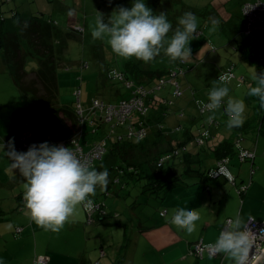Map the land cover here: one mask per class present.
<instances>
[{"label":"crops","instance_id":"1","mask_svg":"<svg viewBox=\"0 0 264 264\" xmlns=\"http://www.w3.org/2000/svg\"><path fill=\"white\" fill-rule=\"evenodd\" d=\"M162 1V0H161ZM164 2V8H162L161 4V10L162 12H165L167 15V19H171L175 23H177L179 15L183 14L184 12H192L197 17H200L202 22L204 23V26L198 25L197 32L194 33V36L197 38L191 40L189 42V47L191 48V53H193L195 56L192 61L186 60V61H179L171 62L170 58L168 57V63L167 60H158L166 55L164 54V50H161V53L159 56L155 57L153 60L149 62H143L142 60L134 59L133 57H130L127 61L124 62V70H131L136 65L144 70L154 71V72H162L167 75V73L171 70L181 69V72L178 74L177 78H175L180 86V89L182 86L186 85L191 89V86L194 83L195 79L201 80L202 84L210 82V75L214 74V69H217L218 71V77L219 75H222L223 72L226 71L228 66H232V72L234 69L233 63L234 62V55H232L233 51L241 52V58L246 60V54L252 50L254 53H256L257 57L264 58V49L261 47H258L256 49H251L249 43L242 39V41H237V45H233L231 43L232 38L235 36V30L236 27L239 25L240 30L242 31V26L244 22V16L242 15V5L247 2H254L257 0H188L186 3L183 2V0H163ZM263 1V0H261ZM51 2V1H50ZM49 0H0V12L2 15L7 19V21H13V19L16 16H24L26 17L27 14H29L31 10V4H34L36 8L39 9L40 13L49 14V16H53L55 13L56 20H62L67 21L66 27L75 28L78 30V33L86 32L88 29L89 34L91 35V27H94L95 17L97 15V11H99L98 7L99 4H101L98 0H73L72 3L67 4V0H53V3H50ZM113 0H109V4L114 6L112 4ZM131 4L133 3V0L129 1ZM179 3V11H176L174 8L171 7V10H174L173 13H167V10L165 9L167 6H171L173 4ZM181 12V13H180ZM111 13H113V10L111 9ZM210 17H214L219 21L218 27L213 28V26L210 22ZM239 22V24L237 23ZM211 24V25H210ZM177 25L173 26V29H175ZM201 27V29L199 28ZM233 26H235L233 28ZM233 29V30H232ZM172 31L168 33V37L172 36ZM243 35V34H242ZM245 36V35H243ZM251 36V35H250ZM246 36V37H250ZM102 43L105 44V40L101 39ZM233 46L232 52H229V50H226L228 47V44ZM104 49V46L102 47ZM107 51H103V55H106ZM110 56L111 53L107 52ZM83 68H86L88 65L83 64ZM109 74H112L114 77L115 72L113 73V70L110 71L107 70ZM117 72V71H116ZM125 73L123 70L120 71ZM136 74V73H135ZM234 77L232 79L236 80L235 73L233 72ZM216 75V76H217ZM238 75V74H237ZM128 77V76H127ZM118 78V77H117ZM130 78V77H128ZM105 76L103 74H100L97 84L99 85V93L102 94L107 92L111 97H115L116 100L113 102L118 101L122 97H126L129 94V91L125 88L123 83L119 80L120 86L116 85H108L104 83ZM132 80H138L140 84H143L146 88H152L157 84V78H154L153 80H150L148 78H131ZM181 79V80H179ZM231 79V80H232ZM238 82L242 80L243 85H246L249 89V86H256L255 81L252 79H246L243 75H240L238 77ZM80 81H82V77H80ZM137 82V81H135ZM103 83V84H102ZM168 83V88H165ZM164 86V87H163ZM193 89L195 88L192 86ZM165 88V89H164ZM183 89V90H182ZM182 95L185 88H182ZM192 89V90H193ZM175 87L169 81L168 77L167 80H165L164 84L160 86V88L154 90V95L152 98L149 99L150 101V109L149 114L151 111V115L147 114V116L153 120L148 122V133L149 134V128L155 127L158 129L160 127V133L158 134L156 132V129L153 133L154 135V141L146 140L142 145L144 146L143 149H148V147L156 146L157 141H161L165 143L166 147L163 145L162 151L159 153V157H162L165 154H169L172 152V150L176 147V145H181V149L185 147L184 141H189L190 139H194L196 134V129L194 132L187 128L181 127L175 131H179L182 129H186L183 136L181 137V140L176 139L173 136H166L164 135V122L166 121V116L168 112L167 105L168 103L165 102L166 97H168L170 94L169 92L172 91L174 94ZM195 90V91H194ZM192 91L193 95L196 94V89ZM81 91V89H80ZM169 94V95H167ZM81 96V92H80ZM79 96V99H80ZM107 94L105 95V97ZM176 96V95H175ZM179 97V96H176ZM93 98V97H92ZM108 98V97H106ZM101 98V99H106ZM195 98V97H193ZM248 98V95H247ZM75 99V98H74ZM251 99V98H248ZM109 100V99H108ZM27 101V99H26ZM190 100L185 101H174L173 108L175 111H178V117L180 119H186L188 122V126L193 125L196 122V119L194 116H187L186 109L183 108V103H185V106L187 107ZM196 101H201L200 99H196ZM110 102V101H109ZM203 103L208 102L202 101ZM203 103H198V106L200 108V105ZM171 104V103H170ZM258 106H256V112L254 117V122L252 123H243L242 127H235L232 133V137L230 142H232V153L233 157L234 155H237L238 157V148L235 145L236 139L241 138V146L243 148L249 149L254 153V156L252 159H248L245 161L249 162L250 167L251 166H257V171L254 172L253 169H250V172H254V178H257V186H262L264 184V137L261 141V134L264 135V129L259 130V124L260 119L262 118L263 114V107L261 106L260 101L257 103ZM35 104L34 103H27L26 104V111L25 114L29 110H33ZM162 106L164 108H162ZM181 109H184V111ZM173 110V111H174ZM201 110V109H200ZM87 109H84V114L87 113ZM171 111V112H173ZM206 110H201V112L205 113ZM89 115V114H88ZM0 118V125H5L6 122H9L10 119L6 118V115H1ZM227 116V115H226ZM147 117V118H148ZM152 117V118H151ZM159 122H157V120ZM152 122V123H151ZM219 122L217 120H214L211 124L202 122V124H199V130H207L208 135L204 139V142L202 145H199L200 147L203 146L202 151H208L210 155L201 153L202 158H204L206 155L210 156V158L213 159L212 166L209 165L208 168L213 167L216 165V161L218 160L216 156L215 150L218 148L215 139L211 135L210 129L213 125L216 127V131L220 130V127H217ZM84 127H82V132L80 134V137L84 134H93L97 132V129L102 126L104 130L106 127H104V124H98L90 123V122H84ZM32 128V125H31ZM177 128V127H176ZM264 128V127H263ZM20 133H8L4 132L3 129L0 127V140L3 141L5 144V148H7L8 141L13 139L14 137L18 136L17 138L13 139L14 141V148L18 152H24V148H28L32 144H40L41 136L38 134H34L31 130H25L21 129V125L19 126ZM26 132H30L31 135L28 137H25L24 141L22 140V135ZM107 132V131H106ZM244 132H249L252 134L251 137H253L249 143L245 138L243 137ZM195 133V134H194ZM52 134V135H51ZM48 133L47 136H50L49 144H55L54 141L59 143V137L57 133ZM170 134V133H169ZM174 134V133H173ZM105 133L102 137H105ZM54 136V137H51ZM6 138V139H4ZM83 138V137H82ZM29 143H27L28 141ZM96 140L94 137H85L83 144L87 146V144L93 142ZM110 140H116L112 137ZM177 140V141H176ZM195 140V139H194ZM220 140V139H219ZM22 142V143H21ZM169 142V143H168ZM171 142V143H170ZM138 144V143H137ZM134 144L133 146L136 147ZM173 144V145H172ZM198 145V144H197ZM206 145V146H205ZM161 146V147H162ZM216 147V148H215ZM186 148V147H185ZM7 150V149H5ZM185 153H189L191 155L192 161H200L202 158L198 154H193L192 150L189 152H186V150H182ZM230 154L226 155L225 157L228 158V164L227 169L230 175L234 178V176H239L240 182H243L245 178V170L243 171L242 166H237L234 170V168H230V164H236L233 160V157H230ZM262 154V157L260 155ZM180 155V154H179ZM178 155V156H179ZM182 155V153H181ZM198 155V156H197ZM158 157V159H159ZM148 157H141L139 160V163L148 161ZM239 159V158H238ZM240 161V160H239ZM241 161V162H245ZM112 162H114L112 160ZM115 163V162H114ZM106 164V163H105ZM105 164H102V167L100 170L105 169ZM138 164V163H137ZM174 165V164H173ZM117 165H115V172H119L120 175H124L127 180H129L130 177L126 176L127 174L122 172L120 170H116ZM11 168V161L7 156H5L2 152H0V190L6 191L9 193L10 197H15V199L18 201V203H23V206H18L19 208L17 211L20 212L25 210L24 201H23V194L16 193V189L21 188L22 184L25 183L24 177H22L19 174L18 169H10ZM207 168V169H208ZM173 170V168H172ZM4 172V174H3ZM4 175V176H3ZM243 176V177H242ZM224 178V180L221 179L215 184L217 190L213 191L211 188L207 189V202L202 200L203 195L199 193V190L192 189L189 190V195L192 197L199 196L200 200H197L200 204V206H206L207 205V212L210 214L208 218L205 219L203 222L200 218L198 220V223L202 224L201 229L197 235H193L192 239L189 237L187 238V233L185 230L178 228L174 224L170 222L171 217L173 215V210L175 209L174 202H172V207L174 209L169 213L168 208H166L163 211H159V215L153 214L151 216V219H144L141 220L138 223L136 233L134 235L135 225H131V235L128 237L127 235L123 234V237L119 240L114 238L109 241H104L100 238V232H98V243H85L83 246V241L81 240V243L74 240H66L65 248L62 250V257L61 260L59 259L58 255L55 253H49L47 249V244H44V254L37 253L40 258H45L46 261L44 263L46 264H93L94 262H98L99 264H234L231 257H228L224 254H216L215 256H210L206 251L203 252L202 256H197V254L194 251V245L198 242L202 243L203 245L213 244L217 237L219 236V233L223 227V225L226 223V219L233 218L237 213H239L243 219H245L247 222L249 219H254L257 221H263L264 220V208L260 207L256 209L253 208H247L246 203L251 198L252 192L249 191L247 184L246 190L244 192L245 198L241 201L242 207L237 209V194L235 191H229L227 190L225 185H222V183H225V181H229L226 177L221 176ZM220 178V176L218 177ZM108 184L106 186V189L104 191H101L99 187H97L96 194L93 198V200L101 201L99 197H97V194L99 195H107L110 193V187L113 183H119V179H114L111 176L108 177ZM126 180V181H127ZM235 180V178H234ZM129 184L128 182L122 183V186L120 187L119 191H115V194L118 195L125 190L126 185ZM235 185V184H234ZM202 186V185H201ZM203 187V186H202ZM204 188V187H203ZM0 192V193H1ZM20 194V195H19ZM149 194V192H148ZM232 196V199L230 198ZM176 197V196H175ZM2 198V197H0ZM167 198V197H166ZM178 198V197H177ZM232 200V210H228V204L229 201ZM163 202V201H162ZM102 203V202H101ZM224 203V209L221 212L220 208ZM0 204H2V200H0ZM193 204V203H192ZM191 204V205H192ZM162 205V203H161ZM190 205V206H191ZM217 205L219 208L214 209V206ZM244 205L246 208H244ZM12 207L14 205H11ZM182 207L181 203L179 202V206ZM11 208V207H10ZM16 209V205L13 207ZM106 208V207H104ZM190 208V207H189ZM0 209L3 212L2 217L0 218V221L7 220L10 217L6 216L7 212L4 211L3 206L0 205ZM246 209V210H245ZM255 210V211H254ZM113 211H109L108 216L114 215L112 214ZM161 212L163 214H161ZM117 215V214H115ZM107 216V217H108ZM97 216L95 215V218L93 223L98 222L96 219ZM165 219V220H164ZM28 216L26 220H23L24 225H28L31 223L32 230L34 233V222L31 220L30 222L27 221ZM87 223V222H86ZM11 226L14 228L16 232H19L18 229L22 228L24 225H20L19 223L11 222ZM126 225V224H125ZM78 225H76L73 222H70V230L71 228H75ZM29 227V226H28ZM89 230L88 226L83 227V233L87 234V231ZM23 231V230H22ZM10 234V231H8ZM186 235V238L184 237ZM7 234H1L0 238L4 240L5 244L8 245L10 242L6 238ZM24 238L21 236L14 237L13 241L11 242L12 245H14L17 241H21ZM88 239V237L85 238V240ZM108 242V243H106ZM37 249V247H36ZM103 251V253H101ZM8 259L15 261L14 255L10 258L9 255ZM5 257V255H4ZM35 258V257H34ZM39 258V259H40ZM36 260V258H35ZM34 260V261H35ZM36 262V261H35ZM38 264V263H36Z\"/></svg>","mask_w":264,"mask_h":264},{"label":"rangeland","instance_id":"2","mask_svg":"<svg viewBox=\"0 0 264 264\" xmlns=\"http://www.w3.org/2000/svg\"><path fill=\"white\" fill-rule=\"evenodd\" d=\"M51 1V2H50ZM73 0H67V4L72 3ZM101 4H99L98 9L100 13H103L105 17V21L108 20L109 16L112 14L111 9L114 11L120 6L130 8L132 4L129 2L130 0H113L112 5L109 4V0H98ZM188 0H183L184 3H186ZM264 1V0H263ZM50 3H53V0H49ZM145 4L152 9L154 14H159L162 12L160 4L162 8H164V1L162 0H144ZM171 7H175V13L176 11H179V3L173 4L171 6H167L165 9L167 10V13H173L174 10H171ZM40 13L39 9L36 8L34 4H31V10L29 14H38ZM181 13V12H180ZM43 16L45 18H50L54 20L58 26L67 28L66 23L67 21L62 20H56L55 13L53 16H49V14H44ZM182 15L180 14L179 17ZM18 18V16H16ZM16 21V20H15ZM169 21L172 23V26L177 25L174 21L169 19ZM198 25L204 26V23L200 19V17H197ZM239 24V22H237ZM211 25V24H210ZM199 28L201 29V27ZM235 26H233L234 28ZM213 28H216L213 27ZM233 30V29H232ZM240 30V26L238 25L235 30V36L232 38L231 43L233 45H237V41H242V39L246 40L251 49H256L258 47H261L264 49V34L263 33H254L250 37L243 36L244 34ZM243 34V35H242ZM170 38V37H166ZM105 40V44H101V39L93 40L92 36L89 34L88 29L86 32L83 33H74V37L69 39L67 41V47L65 49V52L62 53L60 56V59L56 63V81H57V95L54 99V102H52L51 105L47 107H39L37 105L34 106L33 110H29L26 114V104L27 103H33L29 98L27 99L25 96H23L18 88V86L15 83L14 78L9 73V69L6 65V63L0 59V118L1 115H6L8 119H10L9 122H6L5 125H0V127L3 129L4 132L8 133H20L19 126L21 125V129L25 130H31L34 134H38L41 136L40 143L48 142L50 139V136H47L48 133H51V118L53 114L55 113V110L58 107H61L62 105L65 106H71L75 94H73V90L76 87H80L81 89V96H80V102L83 107V109H87L90 105L91 98L92 97H98V98H106V101L113 102L116 100L115 97H111L105 90H103L104 93H99V85L97 84V80L100 76V74H103L105 76L104 83L108 85H116L120 86L119 80L117 77H114L112 74L107 73L108 69L110 71L113 70V73L120 72L124 70V62L127 61L129 58L125 59L117 54H115L110 45L107 42V37L103 38ZM228 44V47L226 50H229V52H232V45ZM104 46V49L102 47ZM103 51L110 52L111 55L109 56L106 52L107 56L103 55ZM234 55V62L233 66V72L235 73V79H232L228 83L229 88V96L235 99H242L246 105L245 110V119L244 123H253L255 112H256V106H258L259 99L256 97H252L251 99L247 98V92L248 88L246 85L240 84L238 85V77L240 75H243L246 79H252V73L255 68L261 67L262 70H264V65H261V63L256 62H250L248 60H244L241 58V52L240 51H233ZM195 56L193 53H191V57L188 59L189 61H192ZM136 59L135 57H133ZM167 60L168 63V57L167 55L161 59L158 60ZM87 63V67L83 68V64ZM37 67L36 60L33 58H29L26 62V68L27 70H34ZM117 71V72H116ZM218 70L214 69V74L210 75V82L202 84L201 80L195 79L192 86H194L196 89V94L193 95L192 91L194 90L191 86V89L186 85L182 86V88H185L183 91V96L176 97L172 91L169 92L168 97H166V103H168V114L165 117L166 121L164 122V135L166 134L168 137L173 136L178 140H181V137L183 136L186 129H182L179 131H175L176 127L182 126L184 128H187L189 130L192 129L196 131V134L199 132V124H202V122H206V117L210 114L207 111L205 113L201 112V107L199 108L198 102L196 99H200L201 101L208 100L207 93L211 89L212 80L218 79V73H216ZM31 74V73H30ZM238 74V75H237ZM217 75V76H216ZM80 77H82V81H80ZM167 80V78H165ZM181 80V79H179ZM253 80V79H252ZM181 86V85H180ZM164 87V86H163ZM165 88H168V83ZM164 88V89H165ZM181 88V89H182ZM193 89V90H192ZM183 90V89H182ZM195 91V90H194ZM107 96L105 97V95ZM195 97V98H193ZM27 99V101H26ZM109 99V100H108ZM190 100V104L188 106H185V103H183V108L186 109L187 116H194L196 119V122L193 125L188 126V122L186 119H180L178 117V111H175L173 108L174 101H185ZM227 98H225L226 100ZM113 100V101H111ZM171 102V104L169 103ZM173 104V105H172ZM162 108H164L162 106ZM184 109H181V111ZM174 110V111H173ZM264 110V107H263ZM173 111V112H171ZM228 117L223 112V106L220 110L217 111L216 119L219 124L217 127H220L221 129L216 131L215 125L212 126L210 129V133L215 139L214 142H216L217 146H220L221 144H224V141L227 142L231 140V135L233 133V130L235 129H229L226 127ZM32 125V128H31ZM180 126V127H181ZM106 129L102 126H100L97 129L96 133L93 134H84L81 137H78L81 143H83L85 137H94L95 139H100V136H103L104 133L106 134L107 131V124L104 126ZM155 127L149 128V134L147 139L149 141H154V131ZM170 133V134H169ZM174 133V134H173ZM195 134V133H194ZM52 135V134H51ZM55 136V134H53ZM165 135V136H166ZM51 136V137H54ZM252 134L249 132H244L243 137L247 142L253 138L251 137ZM83 137V138H82ZM264 137L263 134H261L260 138L261 141ZM17 138L18 136L14 137L13 139ZM1 139V138H0ZM6 139V138H4ZM11 139L13 142L14 140ZM220 139V140H219ZM28 141V140H27ZM177 141V140H176ZM131 143L137 144L136 147H133L131 150V161H134L135 163H139V160L141 157H148L151 159V161L154 162V159H157V157L160 155L159 153L162 151L166 145L165 143L161 142L160 140L157 141L156 146L148 147V149H143L144 146L141 144L139 140L131 139ZM22 143V142H21ZM29 143V141L27 142ZM49 143V142H48ZM54 145H59L56 141H54ZM169 143V142H168ZM171 143V142H170ZM185 147L184 150L186 152H189L192 150L193 154H198L201 156V153L203 154H209L208 151H202L203 146L197 145L196 141L192 138L189 141H184ZM109 143H107L108 146ZM250 144V143H249ZM13 142V146H14ZM38 145V144H37ZM53 145V144H50ZM164 147H163V146ZM173 145V144H172ZM162 146V147H161ZM206 146V145H205ZM216 148V147H215ZM7 149V148H5ZM23 150L27 151L28 148H24ZM133 151V153H132ZM230 154V153H229ZM197 155V156H198ZM206 155L204 158H202L200 161H194L190 164V170H195L194 173H185L183 172V163L181 159V153L179 156H176L172 158L169 161H165L164 165L162 167V171L166 173V176L169 178L178 177L179 181L178 184L174 187H171L166 190V192H159V193H149L144 192V180H127L125 176H121L119 172H115V165L116 163L112 161H108L105 164V168L109 172V176H111L114 179H119V183H113L112 186L109 188L110 193L107 195H99L97 194V197L101 200L100 202L105 204L106 211H113L111 216L105 217L102 220H99L96 223H93L88 220V215L86 214L85 209L79 208L77 210V214L73 217H70L69 221L65 223L64 227L59 232H52L50 230H45L44 228L38 226L34 222V233L32 230L31 223L28 225H24L23 220H26L28 216V222L31 221L27 209L21 211H17L19 208L18 206L21 203H18V201L15 199V197H10L9 193L6 191L0 190V200H2L3 209L5 212H7L6 216H11L7 220L0 221V233L1 234H7L6 238L9 240L7 242H10V244L6 245L4 240L0 238V264H46L43 261H41L37 253L44 254V244L46 243L47 249L49 253H55L58 255L59 259L61 260L62 257V250L65 248L63 244H65L66 240H74L81 243V240L83 241V246L85 243H98V232H100V238L104 241H109L111 239L116 238L119 242V240L123 237V234L130 237L131 235V225H135L134 235L136 233V229L138 226V223L141 220L151 219V216L153 214L159 215V211H163L166 208L169 210V213L174 209L172 207V202H174L175 209L177 206H179V202L181 203L182 207L192 208L199 212L200 218L204 222L206 218L209 217V213L207 212V205H208V198H207V189L211 188L213 191L217 190L215 184L224 180L223 177L220 176V178L217 177H208L206 181L202 182L200 181V178L196 172H202L205 175L207 173L214 169L216 165H214L211 168H208L209 165L212 166L213 159L210 158V156ZM230 157H233V154H230ZM261 158L262 154L260 155ZM114 158L115 157H111ZM234 162L236 164H230V168H236L237 166H242L243 171L245 170V178L243 182H240L239 176H234L235 178V185L232 184L230 181H225V183H222V185H225L227 190L229 191H235L237 194V209L242 207L241 201L245 198L244 193H239L238 189L242 186V184H247L249 191L252 192L251 198L247 201L246 206L247 208H253L256 209L263 207L264 208V184L262 186H257V178H254V172L257 171V166H251L249 165L248 161L241 162L239 161L237 155H234ZM116 160V159H115ZM114 161V160H113ZM117 162V160H116ZM174 164V165H173ZM173 168V170H172ZM208 168V169H207ZM234 168V170H236ZM238 168V167H237ZM253 169V173L250 172V169ZM12 169V168H10ZM117 168L116 170H119ZM4 174V172H3ZM4 176V175H3ZM243 177V176H242ZM127 180V181H126ZM128 182L129 184L126 185L125 190H123L122 193L116 195L115 191H119L120 187L122 186V183ZM204 187H202V186ZM199 190V193L203 195L204 201L207 202L206 206H200L199 202L197 200H200L199 196H196L195 198L189 195V190L192 189ZM16 193L23 194V184L21 188L16 189ZM97 193V192H96ZM19 194V195H20ZM176 196V197H175ZM167 197V198H166ZM178 197V198H177ZM232 199V196H230ZM163 201V202H162ZM232 200L229 201L228 204V210H232ZM162 203V205H161ZM193 203V204H192ZM192 204V205H191ZM11 205H16V209L13 208ZM191 205V206H190ZM23 206V203L20 205ZM244 205V208H246ZM11 207V208H10ZM219 208V206L215 205L214 209ZM224 209V203L221 206L220 210L221 212ZM246 210V209H245ZM255 211V210H254ZM117 214V215H115ZM165 220V219H164ZM19 223L22 226L20 228L19 232H16L13 227L8 226L11 225L10 223ZM70 222L75 223L78 225L75 228H71L70 230ZM87 222V223H86ZM227 222V219H226ZM126 224V225H125ZM29 226V227H28ZM88 226L89 230L87 231V234L83 233V227ZM202 224L198 221H196V231L193 232L191 235L186 234L187 238L189 237L192 239L193 235H197L201 229ZM23 230V231H22ZM10 231V234L8 233ZM186 235L184 236L186 238ZM13 236L18 237L21 236L24 239L21 241H17L14 245L11 244L13 241ZM88 237V239L85 240V238ZM108 243V242H106ZM37 247V249H36ZM67 247V246H66ZM5 255V257H4ZM11 258L12 255H14L15 261H12L8 259V256ZM36 260H35V258ZM36 262H35V261ZM57 264H61L57 263Z\"/></svg>","mask_w":264,"mask_h":264},{"label":"clouds","instance_id":"3","mask_svg":"<svg viewBox=\"0 0 264 264\" xmlns=\"http://www.w3.org/2000/svg\"><path fill=\"white\" fill-rule=\"evenodd\" d=\"M209 19L213 26L218 27L217 19ZM27 26L25 22L23 28ZM197 28V16L192 12H184L173 29L165 12L154 14L144 0H133L130 8L118 7L107 21L103 13L97 11L91 36L93 40L107 37L112 51L125 59L135 57L149 62L163 49L171 62H183L191 57L189 42L197 38L194 36ZM170 31L173 34L166 39ZM231 79V75L225 74L212 80L213 86L207 93L208 103L204 105L210 113L206 117L207 123L211 124L216 119L217 111L223 106V112L228 117L227 128L243 125L246 105L242 99L229 96L227 85ZM252 79L256 86H249L247 95L258 97L264 107V70L257 73L254 68ZM0 152L9 158L11 168L18 169L25 179L23 201L30 219L52 232H59L79 208L93 209L95 205L90 197L95 196L97 187L104 191L109 182L106 168L97 170L70 147L43 142L18 152L11 140L7 150L0 140ZM199 219L200 214L195 209L178 207L173 210L170 222L191 235L196 231ZM255 240L256 235L247 221L237 213L223 225L216 241L206 247L211 248L214 254L231 257L234 264H246Z\"/></svg>","mask_w":264,"mask_h":264},{"label":"trees","instance_id":"4","mask_svg":"<svg viewBox=\"0 0 264 264\" xmlns=\"http://www.w3.org/2000/svg\"><path fill=\"white\" fill-rule=\"evenodd\" d=\"M25 22L28 25L27 28H23ZM76 32H78V30L75 28H63L58 26L54 20L45 18L41 13L27 15L26 17L18 16V18L15 17L11 22L7 21L0 12V59L6 63L9 73L14 78L21 94L27 99L29 98L35 105L39 107H47L54 102L58 91L56 63L60 59L62 53L65 52L67 41L73 38L74 33ZM29 58L36 60L37 67L34 70H27L26 68V62ZM246 60L256 63L260 62L261 65H264V58L257 57L256 53L252 50L248 55L246 54ZM261 70V67L256 68L257 73ZM123 71L125 72L124 74L126 77L148 78L150 80L167 77L169 73L168 72L166 75L162 72L144 70L137 65L131 70ZM135 81L139 82L138 80ZM252 97L254 98V96L248 95V98ZM256 98L259 99L258 97ZM148 104L150 109V101H148ZM147 114H149V110ZM149 115H151V111ZM147 117L148 116H146L145 121L148 129V122L152 121L153 118L151 117L152 119H150ZM97 122L98 124H101L99 119ZM157 122L159 121L157 120ZM81 125V119L77 113L75 99L71 106L62 105L61 107H58L51 118V131L53 134L57 133L59 139L77 134L81 129ZM263 127L264 111L258 129L263 130ZM156 132L158 134L160 133V127L156 129ZM130 140L131 139L129 138H122L121 140H112L108 142L109 144L107 146L106 154L102 160L98 161L95 165L97 170H100L102 164L114 160L117 165L116 167H120L119 170L121 173H126V176L130 177L129 179L134 181L144 180L143 190L144 192L146 191L149 193L166 192L167 189L178 184L179 178L167 177L166 173L162 171V167L165 161L171 160L180 153H182L181 159L184 174L194 173L195 171L190 170V164L194 162L191 159V155L183 152L181 145H176L173 149H180L181 151L179 150L177 155L164 160L161 166H157L159 156L157 159H154V162L151 161V159H148V161L137 164L134 161H131V157H129L131 155V150L134 147V144L131 143ZM146 140H148L147 136L139 141L142 144ZM215 152L218 159L224 158L229 153H232V142L224 141V144L218 146ZM111 157H115L117 162ZM196 173L202 182L206 181L208 177H211L202 172ZM100 206L101 209L104 210V214H96V219L98 221L107 217L109 214V212L106 211V208H104V203H101ZM2 215L3 212L0 209V218Z\"/></svg>","mask_w":264,"mask_h":264},{"label":"built area","instance_id":"5","mask_svg":"<svg viewBox=\"0 0 264 264\" xmlns=\"http://www.w3.org/2000/svg\"><path fill=\"white\" fill-rule=\"evenodd\" d=\"M242 15L244 16V22L242 26V33L245 36H250L254 33H263L264 34V1L257 0L254 2H247L242 5ZM181 72V69L171 70L168 73V79L171 81L175 87L174 95H182L177 78L178 74ZM231 75L234 77L232 72V66H228L226 71L222 75ZM115 76L120 79L125 88L129 91L128 96L120 98L116 102H109L104 99L93 97L89 107L87 108V113L84 114V109L81 105L79 96H80V87H76L73 90L75 94L76 109L77 113L81 119V129L77 134L69 136L67 138L59 139V145L70 147L80 157L87 159L91 162L93 166L104 157L107 151V143L112 137L116 140H121L122 138L142 140L147 136V125L145 118L149 110L148 101L154 95V90L160 88L165 82V78L160 77L157 80L152 88H146L143 84L135 82L131 78L126 77L123 72L115 73ZM242 83V80L238 82V85ZM165 102H167L165 100ZM171 103V102H169ZM208 103L205 102L200 105L201 110H205L204 105ZM100 120L102 124H107V132L105 137L96 139L93 142L84 145L80 142L78 137L82 132V126L84 122L97 123V120ZM178 126L176 129H179ZM30 132H26L22 135V140L24 141L25 137L30 136ZM208 135L207 130H199L198 134L195 136V141L198 145H202L204 139ZM78 136V137H77ZM111 141V140H110ZM235 145L238 148V158L240 161H245L252 159L254 153L249 149L243 148L241 146V138L236 139ZM184 149V148H183ZM182 149V150H183ZM180 150V149H179ZM179 150H172L171 153L165 154L159 158L157 166H161L164 160L177 155ZM181 151V150H180ZM264 153V149H263ZM228 158L224 157L216 161V167L210 170L207 174L211 177H226L232 184H235L234 178L230 175L227 169ZM246 185H242L239 189V193H244L246 190ZM92 199V198H91ZM93 200V199H92ZM95 207L91 210H85L88 215V220L93 222L95 215L104 214V210L101 209L100 202L93 200ZM163 214V213H162ZM229 220V219H228ZM227 220V221H228ZM248 226L251 231L256 235L255 246L251 249L249 257L246 264H256L260 257L264 253V220L257 221L254 219L248 220ZM194 251L197 256H202L203 252L206 251L210 256H215L211 248L206 247L202 243L198 242L194 245ZM103 253V251H101ZM41 261L45 262V258H40ZM93 264H99L94 262Z\"/></svg>","mask_w":264,"mask_h":264},{"label":"water","instance_id":"6","mask_svg":"<svg viewBox=\"0 0 264 264\" xmlns=\"http://www.w3.org/2000/svg\"><path fill=\"white\" fill-rule=\"evenodd\" d=\"M256 264H264V253H263V255L260 257V259L256 262Z\"/></svg>","mask_w":264,"mask_h":264}]
</instances>
